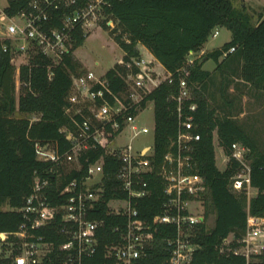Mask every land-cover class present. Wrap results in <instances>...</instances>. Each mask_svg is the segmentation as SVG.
Masks as SVG:
<instances>
[{"label": "built area", "instance_id": "built-area-1", "mask_svg": "<svg viewBox=\"0 0 264 264\" xmlns=\"http://www.w3.org/2000/svg\"><path fill=\"white\" fill-rule=\"evenodd\" d=\"M14 1L22 5L14 15H9L6 12L9 0H0V59L8 56L14 63L22 58L23 65L41 56L48 60L49 80L66 57L80 62L74 48L78 36L86 40L90 30L98 26L107 28L114 38L120 32L118 22L106 13L110 0ZM212 36H218V31ZM234 51L231 48L223 58ZM203 55L202 50L189 52L184 66L176 73L179 132L175 150L165 155L158 168L152 161L153 146L137 149L132 140L149 132L137 123L147 95L164 81L172 84L174 76L166 72L164 80L157 81L154 61L146 60L139 50L138 57L129 61L123 57L116 64L124 72H117L123 86L115 91L107 78L108 71L100 75L80 62L82 68L71 76L66 99L65 114L71 126L60 130L69 147L61 152L54 141L34 143L36 159L47 164L48 169L43 176L35 174L32 192L18 210L24 219L19 230L0 233V238L4 237L2 246L8 251L6 258L13 264H83L98 250L105 221L94 217L104 204L108 216L125 219L113 229L119 240L106 249V256L114 259L113 264H147L158 254L163 257L159 264H193L199 227L209 229V189L205 179L194 171L193 145L200 141V135L194 133L193 116L184 112V102L191 98L189 68ZM20 67L21 64L18 73ZM196 108L191 104L187 110L194 112ZM126 131L130 133L128 143L118 144V137ZM99 149L105 155L115 156L120 164L116 179L126 193L125 198L106 201L104 155L93 162L88 156ZM247 156L248 149L240 144H233L231 155L226 156L227 164L234 159L240 165L232 178L238 191L251 188ZM82 158L88 164L86 170ZM72 173L79 176L61 187L62 178ZM152 174L163 183L164 198L161 213L147 222L140 217L138 205L139 200L150 194L147 178ZM53 229L64 238L63 243L57 245L37 234L39 230ZM263 229L264 219L249 217L246 233L237 240V247L232 246L234 238L229 236L223 241L222 251L243 257L249 264L252 256L264 251L261 241L253 246ZM11 237L14 239L10 240Z\"/></svg>", "mask_w": 264, "mask_h": 264}, {"label": "trees", "instance_id": "trees-1", "mask_svg": "<svg viewBox=\"0 0 264 264\" xmlns=\"http://www.w3.org/2000/svg\"><path fill=\"white\" fill-rule=\"evenodd\" d=\"M106 13L118 22V35L115 41L124 51V60L139 56V46L145 47L160 62L165 72L174 76L172 84L162 82L150 92L145 102L154 105L155 133L152 161L158 168L167 153L174 151V142L179 132L178 104L179 94L177 71L181 69L189 52L201 51L208 38L217 28H226L230 41L221 48L205 54L189 68L188 84L191 98L184 102V112L193 116L194 133L200 141L193 145L196 163L194 171L206 181L209 189L207 212L214 215V226L206 230L199 227L195 238L193 264H246L243 257L222 251L223 241L233 236V247L247 229L249 217L264 219V152L244 131L232 115L220 116L201 91L212 73L202 69L206 61L213 59L217 68L231 65L236 68L237 77L249 84L252 89L264 92V13H252L247 7L235 6L234 0H110ZM22 3L9 0L6 12L14 15ZM256 19V20H255ZM117 30L114 31V33ZM126 40L129 42L127 43ZM84 37H77L74 48L83 45ZM231 48L235 51L223 58ZM222 59V60H221ZM11 58L0 59V233H15L23 223L18 210L31 194L35 174L45 175L48 165L36 159V141H54L60 151L69 144L60 133L63 127L71 126L65 114L67 96L71 87V76L82 68L80 62L72 57L54 69L52 80L48 79L46 66L48 60L36 56L20 67L21 83L18 100L15 97V80ZM117 72H124L116 65L107 72L115 91L122 89V81ZM191 104L196 105L194 112H188ZM226 156L231 155V146L240 144L248 149L247 159L250 166V186L256 195L248 199L247 192L235 190L232 178L238 173L239 163L231 159L224 171L216 165L214 135ZM104 155L105 199L125 198L116 179L120 167L115 156L105 155L103 149L88 154L89 161ZM84 169L87 168L82 158ZM79 174L72 173L62 178L61 187ZM149 196L139 200L140 217L147 222L161 213L164 198V185L155 174L150 175ZM55 184V180L53 181ZM55 187H52L54 190ZM55 201V200H54ZM55 204V202H53ZM94 218L105 221L100 231L99 246L96 254L86 258L83 264H113L114 259L106 256V249L112 242L119 240L113 232L116 225H122L124 218L108 216L106 205H101ZM38 235L57 245L64 238L56 231L39 230ZM14 238L11 237L10 240ZM6 248V247H4ZM249 264H264V251ZM162 255L151 257L147 264H159ZM0 264H13L4 254Z\"/></svg>", "mask_w": 264, "mask_h": 264}, {"label": "rangeland", "instance_id": "rangeland-1", "mask_svg": "<svg viewBox=\"0 0 264 264\" xmlns=\"http://www.w3.org/2000/svg\"><path fill=\"white\" fill-rule=\"evenodd\" d=\"M246 1L248 3H246ZM234 0L235 6H243L244 4L249 8V10L255 14H258L260 12L264 13V0ZM256 20V19H255ZM218 31V36L213 37L210 36L208 38V41L204 44L202 51L204 52V55L207 53H210L211 51L215 49L221 48L224 44L229 42L230 40V32L226 28H217L214 30ZM213 32V33H214ZM139 50L142 54V56L146 60L154 61L155 70L159 75V78L157 81H162L166 77V72L163 68V66L160 64L159 61H157L145 47H139ZM124 51L119 46V44L115 41V38L108 32L107 28L104 27H94L90 30V33L83 43L77 50L75 51L76 58L81 62V64L90 69L93 70L97 74H104L107 71L111 70L113 67L116 66V64L123 59L124 57ZM203 55V56H204ZM206 59V58H205ZM204 59V60H205ZM24 61L21 59H18L16 62H14L13 66L15 68L14 71V80H15V97L18 100V96L20 95V88L21 83L18 81V68L19 65L23 63ZM95 63H98V65H95ZM204 68L206 70L212 71L216 70L217 64L213 59H210L206 62ZM137 123L140 126H145L149 129L148 133L141 134L137 137H135L132 140V143L135 148L141 149L144 146H150L152 147L154 144V133H155V119H154V105L153 103L148 104V106L142 110L137 117ZM242 128L247 133L249 132L248 129L246 130L243 126ZM252 136L251 138L255 141L257 147L264 152V137L261 135H256L255 132H249ZM253 133V134H252ZM130 139V133L124 132L122 135H120L117 139V143L121 145H125L128 143ZM214 145H215V152H216V165L217 168L220 171H224L227 162H226V155L224 154L222 148L218 145V139L216 134L214 135ZM247 197L248 199H251L256 195V191L249 188L247 191ZM0 209H8L7 206H0ZM207 226L209 228H212L214 226V215L210 214ZM3 238H0V257L4 254V256L8 255V251L4 246H2ZM261 241L264 245V229L261 237L259 240L253 241V246L257 245V242ZM254 260V257L252 256L250 261Z\"/></svg>", "mask_w": 264, "mask_h": 264}, {"label": "crops", "instance_id": "crops-1", "mask_svg": "<svg viewBox=\"0 0 264 264\" xmlns=\"http://www.w3.org/2000/svg\"><path fill=\"white\" fill-rule=\"evenodd\" d=\"M244 6L247 7L245 4ZM206 62L202 69L209 71L204 68ZM236 70L233 66L226 65L220 70L209 71L212 77L202 85L201 91L220 116L232 115L246 130L264 137V92L256 91L240 80ZM249 132L246 131L252 137Z\"/></svg>", "mask_w": 264, "mask_h": 264}, {"label": "water", "instance_id": "water-1", "mask_svg": "<svg viewBox=\"0 0 264 264\" xmlns=\"http://www.w3.org/2000/svg\"><path fill=\"white\" fill-rule=\"evenodd\" d=\"M204 61H206V59Z\"/></svg>", "mask_w": 264, "mask_h": 264}]
</instances>
